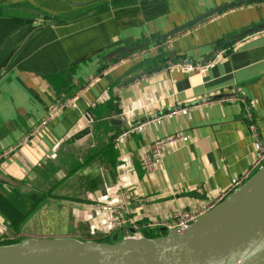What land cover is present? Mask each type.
Here are the masks:
<instances>
[{
  "label": "crops",
  "instance_id": "crops-1",
  "mask_svg": "<svg viewBox=\"0 0 264 264\" xmlns=\"http://www.w3.org/2000/svg\"><path fill=\"white\" fill-rule=\"evenodd\" d=\"M226 3L237 4L159 40ZM171 137L145 168L141 157ZM256 137L264 145V1L0 0V186H53L22 239L82 240V209L123 196L138 230L160 236L150 224L227 192ZM104 146L110 161L57 162Z\"/></svg>",
  "mask_w": 264,
  "mask_h": 264
},
{
  "label": "water",
  "instance_id": "water-1",
  "mask_svg": "<svg viewBox=\"0 0 264 264\" xmlns=\"http://www.w3.org/2000/svg\"><path fill=\"white\" fill-rule=\"evenodd\" d=\"M236 4L226 3L209 10L159 40ZM250 32L252 29L243 34ZM0 264H264V164L186 228L152 238L127 236L116 240L113 236L107 242L24 238L18 243L0 245Z\"/></svg>",
  "mask_w": 264,
  "mask_h": 264
},
{
  "label": "built area",
  "instance_id": "built-area-1",
  "mask_svg": "<svg viewBox=\"0 0 264 264\" xmlns=\"http://www.w3.org/2000/svg\"><path fill=\"white\" fill-rule=\"evenodd\" d=\"M219 54L220 53H218L217 55ZM229 100H233V101L236 100L241 102L244 106L245 117L250 119L251 109L244 99L234 98ZM64 104L65 103H61V106H59L58 109L62 108ZM172 140L173 138L171 137L168 138L167 140H159L154 142L151 146L149 154H144L141 157L144 167L147 169H151L153 164L158 163L162 155L163 148ZM254 150H255V156L251 166L245 173H243L239 178H237L235 182H233V184L227 190V192H225L224 194H222L216 200L212 201L209 204H204L201 206H196L188 209L177 210L171 215V217L168 220L163 222H154L150 224V227L164 228L165 229L164 233L174 229L186 228L190 223L195 221L205 212H207L212 207H214L219 202H221L227 194L231 193L232 191L240 187L259 168L262 167V165L264 164V145L258 137H256L254 142ZM173 191L174 190H169L168 192L173 193ZM114 201L108 198L107 200L104 201L102 206L88 205L82 209L81 211L82 220L84 223L87 224L90 233L89 235L106 234L110 232V230L112 229H116L124 226H130L134 229V232L131 233L128 237H134V238L144 237L145 235L138 230V227L135 224V220L126 214L127 199L125 198V196H123L122 199H119L118 201L115 202Z\"/></svg>",
  "mask_w": 264,
  "mask_h": 264
},
{
  "label": "trees",
  "instance_id": "trees-1",
  "mask_svg": "<svg viewBox=\"0 0 264 264\" xmlns=\"http://www.w3.org/2000/svg\"><path fill=\"white\" fill-rule=\"evenodd\" d=\"M43 17L47 21L56 20L52 17H48V15L46 14H44ZM111 152L112 151H106V146H104L102 149H99L97 152H93L92 154H87V155L82 156L83 158L79 161L74 160L70 164V166L74 164L72 166V168H74L79 165L90 162L91 160L96 159V158L102 161V158H101L102 155H103L102 157H104L103 161L104 160L110 161L111 157L109 158V156H107V153H111ZM54 170H56V168L53 166L47 167L43 175L47 176L48 174H51ZM52 190H53V186L48 187L46 190L38 188V187L30 188L29 191H31L30 193L32 194L26 193V196L24 195L25 197L23 199L25 202L19 204L16 200H14V196L3 198L2 193L4 192L0 189V207L4 205H10V203H13V206H15L14 211L12 210V208L7 209V210L0 208V214L2 216L4 215L3 218L6 219L5 230L0 235V238L2 240L0 245L13 244V243H18L21 241L22 226L26 223L27 219L42 206V203L44 202L45 198L48 197L49 193H51ZM6 212L7 214H5ZM164 234L165 233H163L162 235ZM93 236L94 238H92ZM156 236L157 235L154 234L149 237H156ZM85 240H93L96 242H107L109 241V238L106 235H101V236L90 235L89 237H82V241H85Z\"/></svg>",
  "mask_w": 264,
  "mask_h": 264
},
{
  "label": "rangeland",
  "instance_id": "rangeland-1",
  "mask_svg": "<svg viewBox=\"0 0 264 264\" xmlns=\"http://www.w3.org/2000/svg\"><path fill=\"white\" fill-rule=\"evenodd\" d=\"M97 131H99L98 129H97ZM81 146H83V145H81ZM81 146H78L77 148H76V150L74 151L75 153H83L84 151H83V148L81 147ZM83 157H79V155H77V156H75L74 154H72V155H70V154H68V153H65L64 155H62V157L61 158H59V160L57 161L58 162V164L59 165H64V166H70V164L74 161V160H77V161H79V160H81ZM32 188V187H31ZM38 188H41V189H44V190H46L47 189V182H45V184L42 182V183H39L38 184ZM0 189L4 192V193H2L3 194V198H8V197H10V196H14V200H16L19 204L20 203H23V202H25L23 199H24V197L26 196V193H28V194H32V193H30L31 191H29L30 190V188L28 187V188H18V187H16V188H14V187H12V188H10V187H8V186H6V187H2V186H0ZM25 195V196H24ZM43 207V206H42ZM0 208H3V209H5V210H7V209H10V208H12V210L14 211L15 210V206H13V203H10V205H4V206H2V207H0ZM2 213V212H1ZM3 214V213H2ZM5 214H7V212L5 213ZM0 216L2 217V221L1 222H3V227H1V228H3L4 230H5V225H6V219H4L3 217H4V215L2 216L1 214H0ZM68 222H69V220H68ZM48 225V224H47ZM53 226H54V224H53ZM31 227V226H30ZM29 228V227H28ZM69 231H70V229H69ZM90 233H87L86 232V230H85V228L84 229H82V228H80V229H78V233H76L75 235H78L79 237L80 236H82V237H89L90 235H89ZM89 235V236H88ZM102 234H98L97 236H101ZM70 237H73V236H70ZM70 237H66V238H70ZM92 238H94V236L92 237ZM75 239V238H74ZM1 238H0V243H1Z\"/></svg>",
  "mask_w": 264,
  "mask_h": 264
}]
</instances>
